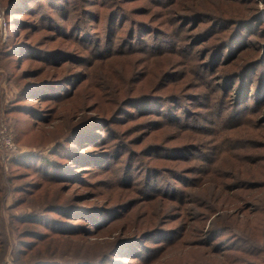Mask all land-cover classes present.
Instances as JSON below:
<instances>
[{
	"label": "rangeland",
	"instance_id": "374dc122",
	"mask_svg": "<svg viewBox=\"0 0 264 264\" xmlns=\"http://www.w3.org/2000/svg\"><path fill=\"white\" fill-rule=\"evenodd\" d=\"M191 1L233 13H244L250 5L252 13H261L250 32L243 28L244 39L249 40L252 49L244 64L261 55L264 0H236L233 6H225L223 0ZM166 6L167 0H0V130L9 134L15 147L14 151L0 150V187L4 189L0 203L4 231L0 264L26 263L16 253L22 228L10 218L11 213L31 211L11 209L19 197L13 194L15 182L11 178L23 171L18 168L22 164L19 159L32 154L34 160L62 147L58 145H70V138L75 136L72 132L81 126L83 134L75 136H79L77 142L83 138L88 142L78 148L83 151L84 145L98 142L94 144L95 156L113 172H98L99 168L87 164L73 166L89 168L73 180L74 187L61 194L59 200H85L86 206L82 207L96 209L89 213L81 210L82 223L94 216L104 219L102 226H111L100 233L80 236L81 254L67 261H86L80 260L81 256H98L105 246H122L121 239L145 230L146 235L139 236L133 246L113 252L118 257L113 259L124 261L118 264H225L224 258L212 256L199 244L202 225L188 222V217L195 214L190 216L189 209H181L179 204L159 198L150 201L149 197L164 193L165 183L174 187L168 191L169 196H182L186 191L184 182H173L171 176L175 174L201 187L203 172L209 171L227 187L238 182L237 178H244L245 165L254 160L263 164L258 163L252 173L263 178L264 114L258 108L260 103H238L236 85L229 78L233 67L217 70L228 59L226 53L229 55L226 50L216 54L224 27L219 26L215 38L213 30L200 36L207 26L198 20L167 25L162 23V8ZM38 70L43 75L37 82L53 80L62 84L55 94H48L51 102H43L45 105L35 102L40 93L29 92L33 89L26 86V78ZM260 73H264V65L245 67L240 82L248 89L249 84L258 82ZM26 89L29 94L24 92ZM218 99H224L223 106ZM14 105L52 111L39 114L50 115L43 123L28 117V110L24 114L13 112ZM235 111L234 119H228ZM184 146L194 149L182 155L184 162L181 157L172 162L162 156L165 150ZM64 151L59 148L60 156L55 159L66 161ZM128 159L131 164L126 163ZM148 167L155 171L148 174ZM203 189L194 190L198 199ZM246 194L252 195L248 200L261 198L259 214L252 216L246 227L262 235L264 190ZM207 226L208 222L204 228ZM231 238L227 234L219 236L223 243ZM238 247L234 264L264 257V240L256 254L244 253L242 244Z\"/></svg>",
	"mask_w": 264,
	"mask_h": 264
},
{
	"label": "trees",
	"instance_id": "16d2710c",
	"mask_svg": "<svg viewBox=\"0 0 264 264\" xmlns=\"http://www.w3.org/2000/svg\"><path fill=\"white\" fill-rule=\"evenodd\" d=\"M223 1L225 2V6H233V2L236 0ZM251 3L253 2L250 1V4ZM162 10H164V20L162 23H166L167 25L174 24L175 22L181 23L185 20H188L187 24H191L193 20H198V23L200 24L205 22L207 27L204 28L205 31L200 34V36H206L205 34L208 30H213L212 32H214L215 35L219 26L224 27L223 29H225V33L220 41L222 43L217 46V49L219 50L216 51V54L218 53L219 55L222 51L226 50L229 55L226 53V58L228 59L222 61V63L218 65L219 68L217 70L224 71L227 67H233V74L229 78L233 81V85H236L234 96L239 95L238 103H247L248 101L260 103L261 107L258 108H261V112L264 114V73H260V76L258 75L257 77L258 82L249 84L248 89H245L244 83L240 82L241 79L239 78V75L243 73L245 67L251 69L252 67L258 68L259 66L264 65V45H261L262 52L260 56L256 57V59L251 62L244 64L246 56L251 54L252 49L249 46V40L244 39L245 32L243 31V28L248 29L246 32H250L253 29L254 23L262 16L261 13L259 15L257 14V11L252 13L253 8L250 7V5L245 9L244 13H233L231 11H224L222 8L216 10L206 8L202 2H192L191 0H167V6L163 7ZM143 14L147 15L146 13H142V15ZM260 31H264L262 27L260 28ZM189 33L196 34V31H191ZM215 38L218 37L216 36ZM151 47L155 48L156 46ZM208 49L210 48L208 47ZM54 53L59 52H52L51 54L56 55ZM211 61L213 60L211 59ZM31 75L32 77L26 78L28 81L26 86L29 85L28 88L32 87L33 90L29 92L34 94L40 93V95L35 98V102L44 105L45 103L43 102L45 101L51 102V99L47 98L48 94L50 92L55 94L56 88L61 87L62 84L53 80L38 81V83V78L43 75L42 70L34 71ZM238 84L242 85L241 89ZM65 86H67V84H65ZM251 87L252 93L250 92ZM27 89L24 91L25 93L27 92ZM58 92L59 91H57L56 94L59 95ZM135 99L141 100L143 98L140 99L137 97ZM217 103L223 106L224 99H218ZM12 108V111L18 114H24L26 110H28V112L25 113L28 117L34 121L43 123L48 120L50 115H42L40 117L39 114L45 113V110L47 112L52 111V108L32 109L26 106L22 107L21 105H14ZM235 114L236 111L230 113L228 119L230 117L234 119ZM81 128L76 129L72 134H75V136L80 134L79 136H81L83 134ZM75 136H73L74 138L71 137V140L69 139V142L71 143L70 145H58L62 146L59 147L61 150L66 151H64V158L66 161L55 159L56 155H59L57 153L59 148L53 149L55 151L53 153L50 152L47 156H36L34 160L32 154H30L24 156V160L19 159L22 162V166L19 165L20 167L18 166V168H22V173L15 177H11L13 178L12 181L15 182V185L13 186V194L19 195L18 199H15L14 203L11 204V209H31L29 212L10 214L11 221L22 228L19 232L16 253L19 256L21 255L23 262H26L25 264H79L80 262V264H89L88 261L94 262L95 264H118L124 261L113 259L118 258L117 256L114 257L116 253L113 252L122 251L123 248L133 246L137 242L139 236L146 235L145 230L137 231L130 234L131 236L129 238H126L125 240L121 239V243H124V245H122L123 247L118 245V247L113 248V246L107 245L104 247V251L98 256H81L82 259L80 260L87 259L86 261H67V259H78V256L81 254L82 249L79 245L80 236L100 233L111 226V224L108 226H102L101 223L104 219L100 220L94 216H92L91 219L86 220V223L83 224L82 219L84 218V215H80L79 212L86 209L85 212L89 213L94 212L96 209L95 207L92 208V210L82 207V205L86 206L85 200H59L61 194H67L72 187H74L72 185L74 183L73 180H78V175L85 171L86 168H89L77 167L78 169H74L73 166L76 168L79 164H87L86 166L93 165L95 168H99L100 171L98 172H113L109 168H104L106 165L103 164V160H98L97 156H95V145H97L98 142L88 143L89 146L86 147L85 145L88 142L86 141L87 139L83 138V141L77 142L78 140L76 138L79 136ZM101 139L100 136L97 137V141H100ZM81 144H85L84 147L86 149L84 148L83 151H81L83 148H78ZM193 150L192 147L187 146L173 148L165 150L167 152L162 156L173 162L175 158L176 160H180L183 154L186 152H192ZM182 159L183 162L186 161V158ZM126 163L131 164L129 159ZM258 163L263 164L262 161L254 160L245 165V177L237 178L239 180L238 182L227 187L218 179L210 175L209 171H204L203 181L200 185L204 189L201 191L202 198L200 199L197 198L194 190L201 189V187L192 185L191 182L178 177L176 174L172 175L171 180H173V182L174 180L184 182V190L186 191L182 192V196H169L168 191L170 190V192H172L174 187L170 188L169 184L165 183L163 185L165 188V194L162 193L159 194L160 196L155 195L149 197V200L155 201L159 198L162 201H167V203H176L175 205L179 204V208L180 206L183 207L181 209H189V215L191 216L192 214H195V217H188V222L191 224L200 223V225H202L200 234L203 236V239L202 241H199V244H202L204 248L207 247V250L212 256L219 255L224 258L225 264H234V252L238 250L240 244H242V246L244 245V247L241 248L244 253L256 254V249L264 240V233L257 236L251 229L248 230L246 227L248 226L247 224L252 221L251 217L259 214L258 206L261 204L260 196L248 200L252 195L246 194V192L254 193L264 190V172L263 174H260L263 177L260 179L256 178L252 173L253 168L256 167ZM146 171H148V174H152L155 170L148 167ZM232 175L233 173H231L230 176ZM254 184L258 185L254 186ZM0 186H2L1 181ZM189 187L191 188V191H188ZM3 190L4 189L0 187V203L2 201L1 198H3ZM132 204V202L129 203V206ZM76 207L81 209L76 210ZM163 215L164 214H162L161 217ZM72 216L79 217L74 220L73 218H69ZM210 217H213V219L209 220ZM207 222L208 226L204 228ZM242 223H245V227L242 226ZM263 226L264 220L261 222V227ZM80 231H83L84 233H80ZM224 234L232 236L230 242L223 243V241H221L222 239H219V236ZM3 236L4 231L0 217V255H2L3 252ZM212 238L216 239L212 244H209V241ZM71 249L73 253L70 254L69 251ZM103 253L104 255L102 258L99 259ZM243 264H264V257L259 256L255 258L252 263Z\"/></svg>",
	"mask_w": 264,
	"mask_h": 264
},
{
	"label": "built area",
	"instance_id": "2783aa9c",
	"mask_svg": "<svg viewBox=\"0 0 264 264\" xmlns=\"http://www.w3.org/2000/svg\"><path fill=\"white\" fill-rule=\"evenodd\" d=\"M0 150L1 152L15 150V147H13L11 143L10 136L5 130H0Z\"/></svg>",
	"mask_w": 264,
	"mask_h": 264
}]
</instances>
